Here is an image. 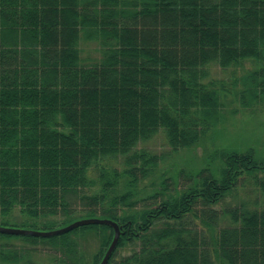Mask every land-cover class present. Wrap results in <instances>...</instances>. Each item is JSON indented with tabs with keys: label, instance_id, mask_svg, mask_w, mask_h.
<instances>
[{
	"label": "trees",
	"instance_id": "obj_1",
	"mask_svg": "<svg viewBox=\"0 0 264 264\" xmlns=\"http://www.w3.org/2000/svg\"><path fill=\"white\" fill-rule=\"evenodd\" d=\"M83 41L97 42L101 57L85 58ZM248 61L233 93L256 108L264 0H0V218L63 215L50 229L111 218L123 233L108 264H264V207H218L246 175L264 198L253 148L218 149L196 174L141 194L163 154L138 145L159 132L174 152L206 139L231 92L211 67ZM88 231L101 239L100 264L109 225L26 238L60 244L82 264L70 239ZM126 245L131 253L117 259Z\"/></svg>",
	"mask_w": 264,
	"mask_h": 264
},
{
	"label": "rangeland",
	"instance_id": "obj_2",
	"mask_svg": "<svg viewBox=\"0 0 264 264\" xmlns=\"http://www.w3.org/2000/svg\"><path fill=\"white\" fill-rule=\"evenodd\" d=\"M81 47L82 55L91 62L101 57L100 45L97 42L83 41ZM85 61L88 62V60ZM252 69L253 65L250 61L247 62L245 68L241 65L237 68L231 67L224 70L218 66L211 67V79L224 81L231 92H228L223 99L226 103L224 121L219 123L217 128L211 131L209 136L199 144L174 152L170 149L165 135L159 132L151 141L141 142L138 145L139 148L146 147L158 154H163L157 171L143 185L141 194L152 191L154 184L159 183L163 177L178 178L180 173L196 174L211 161L209 156L218 149L238 148L244 150L253 148L256 155L264 159V102L256 108L245 107L241 104V96H236L233 93L236 87L241 86V77ZM234 77H238L236 86H232ZM263 199V194L254 176L246 175L244 181H240L224 201L218 204V207L225 209L224 207L244 205L251 210L260 209L264 207ZM54 219L61 221L64 218L59 214L29 219L17 210L9 220L1 217L0 225L39 231L63 227L55 225V228L50 229L49 226H46L45 223L48 220ZM226 220L228 221V219ZM26 236H8V234L0 233V264H66L65 257H68L69 264H76V257L74 258L70 254L69 256L65 255L63 246L60 244L55 245L41 240L31 242L27 240ZM100 240L95 231H88L84 235L82 233L72 235L70 241L77 243L79 262L81 260L82 264H93L94 257L100 249ZM132 249L130 245H126L118 251L116 258L119 259L130 254ZM80 255H82V259ZM5 257L10 259L6 260Z\"/></svg>",
	"mask_w": 264,
	"mask_h": 264
},
{
	"label": "water",
	"instance_id": "obj_3",
	"mask_svg": "<svg viewBox=\"0 0 264 264\" xmlns=\"http://www.w3.org/2000/svg\"><path fill=\"white\" fill-rule=\"evenodd\" d=\"M88 224H106L114 228L115 234H114L113 240L111 244L109 245L103 259L100 262V264H108L113 252L115 251L118 245L120 236L123 233L122 225H120L117 221L111 218H103V217L81 218L63 227L52 229V230H47V231L20 229L16 227H6V226L0 225V233L13 234V235H31V236H40V237H50V236L67 233L79 226L88 225Z\"/></svg>",
	"mask_w": 264,
	"mask_h": 264
}]
</instances>
